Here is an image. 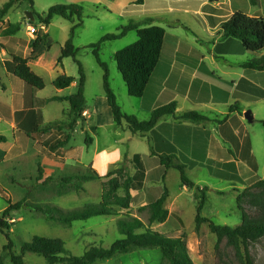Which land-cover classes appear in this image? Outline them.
<instances>
[{
	"label": "rangeland",
	"instance_id": "obj_1",
	"mask_svg": "<svg viewBox=\"0 0 264 264\" xmlns=\"http://www.w3.org/2000/svg\"><path fill=\"white\" fill-rule=\"evenodd\" d=\"M9 1L0 0V11L4 4ZM133 1L33 0V4H31L28 1L21 0L15 3L5 20L21 25V31L16 38L30 46L35 40L49 36L47 43H42L38 47L37 56L39 58L32 62L35 69H39L41 72L42 76H39L45 82L43 90H35L43 98L57 95L58 90L54 87L53 82L63 75V72L75 77L78 84L80 82L79 67L74 59L65 58L61 63L58 62L62 48L70 38V30L73 26L72 22L55 16L48 27L41 23L40 15L46 14L50 8L56 5L78 4L84 6L86 9L83 26L76 30L73 44L79 50L77 60L83 65L86 75L85 97L88 105H90L96 95L102 92L105 94L103 86L105 71L99 66L93 54V49L89 48V46L98 43L104 36L116 33L119 29L128 26L130 22L141 24V27H148L157 22L153 20L151 23L150 19L144 16L122 15L121 12L124 7ZM188 1L198 3L195 0ZM219 1L221 3H216L217 5L215 3H207L203 10L204 19L211 24L221 21L220 19H223L224 16L223 21L227 20L231 16V11L236 12L240 10L248 15L254 14L257 17H264V0H256V6H253L250 0ZM143 6L144 4L139 8L141 9ZM28 12L35 18L33 21L28 18ZM181 20L186 25L185 27L192 29L197 34L203 35V28L194 23L196 20L190 14H182ZM29 26L37 29L38 33L35 36L29 34L27 29ZM187 28L185 29L188 30ZM175 32L174 45L179 44L184 49L185 45L192 44L193 48L199 50L201 53H206L208 49H211V46H206L202 40L194 43L197 37L187 34L183 28ZM137 40V32L132 31L119 40L105 42L100 48L101 59L107 64L109 69L110 86L117 97L118 104L123 111V108H125L128 113H133L135 109H140L141 103H138L140 101L136 100L139 98L134 99L126 91L127 87L118 70L114 52L122 50ZM235 43L229 50L231 54L236 55V57H241L244 53L253 56L252 54L254 53H248L241 41L235 40ZM30 51L31 48L29 49ZM29 56H31L30 53H28ZM165 60L166 57L163 59L162 65H160V70L165 68L164 73L167 72L166 70L169 67V62L165 63ZM187 86H184V90H187ZM77 90L75 86H72L64 94H74ZM212 96L217 100L218 98L216 97H221L222 94H218V92L217 94L216 92L212 94L208 91L203 92L199 97L209 100L211 99L209 97ZM5 97H10V94L6 93ZM150 97L151 94L147 95L146 102ZM224 99L225 96L223 95L221 100ZM68 108V102L52 103L46 107L45 112H47L49 119H56L51 124L69 123V118L63 112L64 109L68 110ZM140 111L139 119H142L145 117V114H143L144 111ZM62 113L64 114L62 115ZM206 118L205 121L198 122L197 124L209 125V123H213L216 126L222 124L220 116ZM177 121L180 123L185 122L181 120ZM257 128L260 132H264L262 125H257ZM1 129L6 131L3 127ZM85 129L92 138H96L94 147H86ZM117 130L108 129L97 133L88 125L86 127L85 120L82 119L79 120L72 145L78 150L80 148L84 150L83 157L85 161L94 158L97 154L101 156L104 150H106L108 154L115 156L118 161L121 159L115 165L110 166L107 174L113 169L121 168L133 177L132 209L130 213L123 212V215L118 217H94L88 221L74 222L72 226L68 227L48 221L43 214L32 212L26 206L27 203H48L65 210L80 209L87 205L98 204L100 199L96 195L102 190V182H94L95 185L90 187L87 195L78 196L72 193L64 197H58L54 192L53 183L43 185L42 182L38 181V167L35 163H29L27 168L25 167L26 169H18L15 165H11V169L8 163L0 164V218L4 219L8 224V228L3 232L0 231V264H13L11 256L21 255V245L25 242H30L34 236L63 239L66 243V248L74 256H83L92 247H104L108 249L119 239L124 238L118 230L120 218L128 217L130 214L132 217L141 219L148 226L149 213L147 210L140 211V208L158 199L165 189L168 190L169 194L164 205L167 215L164 223L152 225L153 230L169 237L184 236L194 264H242L238 250L226 238L219 241L217 236L211 233L208 224H203L200 231H196L198 201L195 198V194L197 193L198 196L204 195L206 197V204L202 211L204 218L211 219L217 225L240 226L242 224V212L238 209L237 197L249 187L248 180L256 176L255 168L251 170L243 164L248 160L231 155L215 158L214 160L211 157L187 158L191 155V151L188 149L184 152L186 153L185 155H176L178 159L175 160L176 163L186 165L187 177L195 183V188L186 189L182 187L180 172L178 170L169 169L170 171L167 170L169 171L168 175L165 173V169L161 173H158L154 170V165H143V158L140 155H138L140 156V161H137L134 159L135 156H129L128 153H125L130 151V154L135 153L143 156L147 153L148 143L144 140L129 138L130 131L124 127L117 126ZM109 133H111V136ZM133 136L143 138L139 134ZM40 146L42 147V154L45 155L46 149L42 145ZM196 154H200V151L196 152ZM259 162L261 166L260 176L264 180V157H259ZM89 167L97 171L93 165L86 166L78 163L73 167L65 168L66 170L62 171L61 174H57L54 179L58 180L65 175L78 174L79 172L86 171ZM13 169H16V171ZM197 187H200L202 191L198 192ZM17 203H22L21 208L19 210L11 209L9 216L5 217V211L9 207L13 208ZM245 209L249 214L254 215V210L250 207L245 206ZM8 238L12 242V245L9 244ZM250 253L256 264H264V238L251 244ZM23 260L25 264H48L43 257L34 254L24 255ZM162 262L163 256L159 249H142L135 250L129 254L118 255L113 259L96 264H162Z\"/></svg>",
	"mask_w": 264,
	"mask_h": 264
},
{
	"label": "trees",
	"instance_id": "obj_2",
	"mask_svg": "<svg viewBox=\"0 0 264 264\" xmlns=\"http://www.w3.org/2000/svg\"><path fill=\"white\" fill-rule=\"evenodd\" d=\"M21 0H10L5 3L0 11V37H13L21 31L20 24H13L6 21V17L11 8ZM33 4V0H23ZM200 3L214 2V0H195ZM253 6H256V0H250ZM144 4V0H137L129 5L123 12L128 15L131 12L137 13L139 7ZM85 8L82 5H56L49 11L40 15L41 23L47 25L55 16H59L72 22L70 38L62 48L59 63L65 58L74 59L79 67L80 82L76 93L66 97H53L46 101H67L70 105L66 117L69 123L49 124L47 126H37L35 130L28 134L29 137L37 140L46 149L45 155L57 162L65 163L61 157L62 150L72 141L74 133L78 129L79 120L84 119L86 97V75L83 65L77 60L79 50L73 44L76 30L83 26L85 18ZM150 19V18H149ZM151 23L153 22L150 19ZM175 28V25H171ZM223 38H233L241 41L243 47L248 52L260 53L264 51V17H252L243 11H236L227 20L221 24ZM136 31L138 40L118 51L115 54V60L123 81L126 84L128 94L133 98H142L145 95L151 77L159 64L162 56L166 30L163 27L150 25L141 27V24L130 22L128 26L119 29L116 33L104 36L98 43L91 44L89 48L93 49V54L99 64L104 69V92L108 103L112 108L114 120L117 126L128 129L133 135H144L152 131L159 120L172 115L176 120L198 123L207 118L199 112L192 111L186 113H177V104L158 106L151 114L148 121H140L135 115L125 113L118 104L117 97L112 90L109 82V69L100 56L101 45L105 42L116 41L125 37L129 32ZM48 36L39 38L30 45V55H34L39 45L47 41ZM0 45L6 49L0 42ZM13 59V74L27 85L37 90L45 88L44 80L37 75L29 66V61L34 57H23L21 55L10 54ZM241 67L264 71V57L241 64ZM76 78L63 74L59 76L53 85L59 90H64L73 85ZM45 101L43 102V104ZM238 109L236 105L231 107V112ZM40 121L42 113L39 111ZM264 126V121H260ZM7 142V137L0 135V145ZM93 138L86 133V146L89 147ZM161 165L165 170L176 169L180 172L181 183L188 189L195 188V183L187 177V167L185 164L176 163L177 156L161 155L159 156ZM135 160L140 161V156L136 155ZM38 181H43V185L54 184V192L58 197H64L69 194L86 195V184L92 181L102 182V197L98 204L87 205L80 209L65 210L59 206L48 203H27L32 212L43 214L48 221L58 223L64 226H72L74 222L88 221L94 217H118L123 212L130 213L132 209L134 187L133 177L124 169H113L106 176H101L97 171L89 167L86 171L75 175H65L55 180L54 177L44 179V168L38 162ZM249 187L241 192L237 197L238 209L242 212V224L238 227L217 225L209 218L202 216V211L206 204L204 195L195 198L198 201L196 216V231L199 232L203 224H208L212 234L216 235L218 240L226 238L238 250L242 264H256L251 253L250 246L264 238V180L256 175L248 180ZM198 192L202 191L200 187L196 188ZM169 194L165 189L163 194L147 206L140 208V211L147 210L149 213L148 226L139 218L128 217L120 218L118 221L119 233L124 237L118 240L110 248L92 247L83 256H74L67 248L63 239L46 238L34 236L30 242L21 245V255H12L13 264H25L23 256L34 254L43 257L48 264H96L117 257L118 255L129 254L135 250L159 249L162 252V264H194L187 247L185 237H169L165 234L152 229L155 223L162 224L165 221L167 212L164 205ZM22 203H17L13 208L9 207L4 215L9 216L11 209L19 210ZM245 206L254 210V215L248 213ZM8 228L4 219L0 218V231ZM142 231V232H141ZM9 244L12 242L8 238Z\"/></svg>",
	"mask_w": 264,
	"mask_h": 264
},
{
	"label": "crops",
	"instance_id": "obj_3",
	"mask_svg": "<svg viewBox=\"0 0 264 264\" xmlns=\"http://www.w3.org/2000/svg\"><path fill=\"white\" fill-rule=\"evenodd\" d=\"M135 1L137 0L133 2ZM219 2V0H214L212 3ZM207 3L210 2L144 0L143 8L139 9L137 13L129 14L157 21L158 23H153V25L159 24L156 26L163 27L166 34L161 59L151 77L145 95L136 99L140 101L138 103H141V108L135 109L133 113L130 112L131 114L125 108L123 109L125 113L135 115L138 119L141 114L140 110H142L145 117L139 120L148 121L158 106L176 103L177 113L196 111L208 118L220 116L222 124L216 126L213 123H209V125L191 122L180 123L174 116L166 115L159 120L152 131L145 134V137L138 138L130 133L129 138L144 140L148 143L145 155L130 154V151L125 153H128L129 156L140 155L143 158V165H154V170L158 173L165 169L161 165L159 158L161 155L181 156L185 155L184 152L188 149L191 151V155L187 158L211 157L214 160L231 155L246 158L248 161L243 164L251 170L255 168L256 175L260 176L259 157H264V132H260L257 125H262L260 121H264V71L243 68L241 64L264 57V51L260 54L254 53L253 56L244 53L242 56L240 55L241 57L237 56L239 59L236 55L231 54L229 50L236 44L235 40L237 39L223 38L221 24L225 16L215 24L204 19L203 10ZM129 5L124 7L122 15ZM218 6L220 7V5ZM234 13L235 11H231V15ZM182 14H190L196 20L193 22L203 28V35L185 27L186 25L181 20ZM250 16L257 17L254 14ZM170 24L175 25V28H172ZM180 28H183L187 34L197 37L194 43L202 40L206 46L210 45L211 49H208L206 53H201L193 48L192 44L185 45L184 49L179 44L174 45L175 31ZM17 35L0 37L1 44L6 48L4 49L0 45V135L7 137V142L0 145V164L8 163L11 169V165H15L18 169H24L29 163H35L38 167V162H40L44 168V179H46L61 174L67 167L70 168L81 163L86 166L93 165L101 176H105L110 166L121 160L119 158L118 161L106 150L101 156L97 154L94 158L85 161L84 150L75 148L71 141L59 156L65 160V163H60L43 155L41 144L28 136L37 126H47L56 120L49 119L45 112L49 104L67 102L52 101L47 103L46 101L53 97L66 98L72 95H65L64 92L72 86L78 89L79 84L76 79L71 87L64 90L57 89V95L43 98L37 90L18 79L12 72L13 59L10 54L27 58L30 46L16 38ZM47 41L43 43H47ZM37 50L33 55L35 59L29 61V66L37 75L42 76L39 69H35L32 64L39 58ZM165 57V63L169 62L166 73H164L165 68L160 70V65ZM65 73L63 72V74ZM185 85H188L187 90H184ZM208 91L212 94L221 93L225 99L221 100L222 96L216 97L217 100L213 96L209 97L211 98L209 100L199 97L203 92ZM6 93H9L10 97H5ZM149 94L151 97L146 102ZM233 105H236L238 109L231 112ZM69 108L68 110L64 109L63 112L67 113ZM39 111L42 113L41 121L39 120ZM248 113L253 117V122L246 118ZM84 120L86 127L88 125L97 133L108 129L117 130L112 108L103 92L96 95L90 105L86 99ZM1 127L5 128L7 132L3 131ZM85 132L89 133L87 130ZM109 134L111 136V133ZM95 143L96 138L93 137V142L89 147H94ZM199 151L200 154H196ZM13 170L16 171V169ZM166 171L165 173L168 175L169 171ZM261 178L263 179V177ZM94 182L96 181L85 185L87 194L90 187L95 185ZM182 187L184 186L182 185ZM96 196L101 201L102 190Z\"/></svg>",
	"mask_w": 264,
	"mask_h": 264
},
{
	"label": "water",
	"instance_id": "obj_4",
	"mask_svg": "<svg viewBox=\"0 0 264 264\" xmlns=\"http://www.w3.org/2000/svg\"><path fill=\"white\" fill-rule=\"evenodd\" d=\"M28 18L33 21L35 18L33 17V15L28 12L27 14ZM246 118L250 121V122H253V117L250 115V113L246 114Z\"/></svg>",
	"mask_w": 264,
	"mask_h": 264
},
{
	"label": "built area",
	"instance_id": "obj_5",
	"mask_svg": "<svg viewBox=\"0 0 264 264\" xmlns=\"http://www.w3.org/2000/svg\"><path fill=\"white\" fill-rule=\"evenodd\" d=\"M27 29H28V32L31 36H35L38 33V31L35 27L29 26Z\"/></svg>",
	"mask_w": 264,
	"mask_h": 264
}]
</instances>
